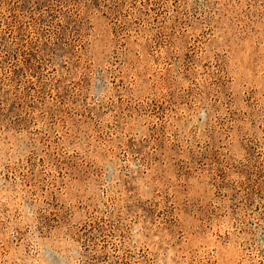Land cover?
Listing matches in <instances>:
<instances>
[{
  "label": "rangeland",
  "instance_id": "rangeland-1",
  "mask_svg": "<svg viewBox=\"0 0 264 264\" xmlns=\"http://www.w3.org/2000/svg\"><path fill=\"white\" fill-rule=\"evenodd\" d=\"M0 264H264V0H0Z\"/></svg>",
  "mask_w": 264,
  "mask_h": 264
}]
</instances>
